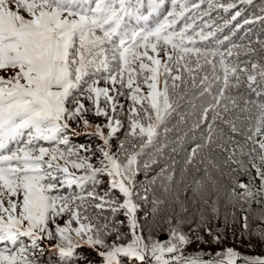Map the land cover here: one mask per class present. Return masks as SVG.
Here are the masks:
<instances>
[{"label":"snow or ice","instance_id":"6c2138e0","mask_svg":"<svg viewBox=\"0 0 264 264\" xmlns=\"http://www.w3.org/2000/svg\"><path fill=\"white\" fill-rule=\"evenodd\" d=\"M162 3L163 0H148L145 15L141 11L145 7L142 0H0V73H3L0 74V245H3L0 264H40L37 253L44 251L40 242L54 238L57 243L53 250L58 251L60 264H72L75 249L82 243L96 251L101 264H120L122 255L134 257L141 264H147L149 258L155 264H237L239 259H243V264H264V258H241L232 248L208 260L202 258L203 253L185 257L182 246L192 240L177 230L170 232L172 239L167 244L151 238L146 241L136 231L138 206L133 201V165L137 154L127 155L126 160L121 161L110 151L109 141L123 127L122 121L115 118L117 110L124 109L117 97L126 96L131 100L128 134L139 136L146 146L156 136V129L163 120L162 113L172 108L168 95L169 78L173 81L172 87L181 79L173 74L174 71L186 68L191 74L192 69L188 66L193 56L197 68L201 67L200 59L203 58L215 71L218 56L223 75L217 79L222 82V87L218 95L213 96L215 103L204 110L202 119L207 121L209 112L223 99H230L239 107L236 99L225 96L230 76L236 80L237 86L239 84L238 68L226 62L224 53L196 47L194 36L188 35L193 25L176 28L190 10L188 0H173L172 10L162 20L149 25V18L159 13ZM239 15L240 12H236L233 19ZM133 18L144 24L132 27L130 21ZM196 35L206 40L213 33ZM109 49L116 61L115 67L110 65L106 55ZM252 68L259 69L264 83V66L253 64ZM100 79L112 87H98ZM248 80L254 84L256 76L249 75ZM161 82L162 90L158 88ZM142 84L147 85L145 93H142ZM124 89L128 90L127 95ZM112 92L115 96L110 94ZM101 97L103 108L100 106ZM81 98L92 103L95 115L108 120L105 127L110 131L107 135L100 125L95 126L96 133L103 140V146L98 149L102 154L100 168H95L89 157H79L72 149H68V156H76V160L65 158L58 146L46 148L39 145L41 140L67 145L68 139L62 133L70 128V121H82L85 127L90 126L83 117L89 109ZM244 104L251 105L244 111L256 110L255 127L248 129L251 134L247 139L254 144L253 153L257 150L256 145L260 150L261 163H253L252 167L261 180L259 190L264 192V139H254L264 136V96L259 102L245 100ZM218 116L216 112L211 117L213 122ZM26 130L27 142L11 149L9 145L18 142ZM208 130L207 142L211 143V125ZM233 131H236L234 126ZM120 147L123 149L124 144L121 143ZM201 147L197 144L192 149L189 163ZM58 159H63L65 165L71 163L74 169L84 170V175L70 172L67 166L57 162ZM99 172L111 177V189H118L124 200L119 203L110 193L98 196L90 192L88 196L100 201L95 204L98 209L103 210L107 205L113 214L123 210L129 217L132 230L130 242L119 243L125 240V236L115 226L110 228L99 221L93 223L94 218L86 214V208L82 215L80 209L84 197L65 196L60 192L62 187L72 185L83 188L84 183L94 180ZM237 188L242 192L237 193ZM232 195L246 200L255 193L248 184L237 183ZM74 203L75 210L72 208ZM65 212L71 218L61 226L57 218ZM261 219L264 221V217ZM73 220L78 227H71ZM243 220V228L247 231L248 217L244 216ZM113 234L115 239L109 243L107 238ZM208 234L213 236L211 229ZM260 234L264 237V229ZM24 237L29 239V244L23 242ZM213 240L219 243L221 236L216 234Z\"/></svg>","mask_w":264,"mask_h":264},{"label":"trees","instance_id":"16d2710c","mask_svg":"<svg viewBox=\"0 0 264 264\" xmlns=\"http://www.w3.org/2000/svg\"><path fill=\"white\" fill-rule=\"evenodd\" d=\"M212 19L215 21H211V26L218 24L221 20L218 14L212 16ZM221 25L222 22L213 31L217 39L213 40V43L209 42V37L201 40V48L215 49L224 53L226 62L238 68L239 84L237 86L236 80L230 76L229 88L225 96L236 99L239 107L234 106L230 99H223L220 100L218 107L209 112L207 121L202 119L204 110L215 103L213 96L218 95L222 87V82L217 79L223 75L218 56L215 58L217 65L215 71L211 65L205 63L203 58L200 59L201 67L197 68L195 56L188 66L192 69L191 74L186 68L178 72L174 71L173 74L181 76V79L176 80L174 82L176 86L172 87L173 81L169 78L168 95L169 100L173 99V107L167 113H162L163 120L156 129V136L152 142H156L158 148L144 147L141 151L134 150L132 153L137 154L133 165L135 169L133 201L138 206L139 214L143 212L144 216L147 215L145 223L141 218L140 232L146 241L149 238L158 241L163 233L168 234L171 240L170 232L175 229L192 240L190 244L182 246L185 257L195 256L198 253L216 257L218 252L226 250L225 246H231L230 248L238 252L241 258H264V237L260 234V230L264 229V221L261 219L264 217V192L259 190L261 180L255 168L252 167L253 163L257 165L261 163L260 150L256 145L257 150L253 153L251 150L254 144L247 139V136L251 134L248 129L255 127L256 110L254 108L251 112L243 110L245 107L251 108V105L244 104L245 100L259 102L264 96V83L261 81L259 69L252 68L253 64L261 66L264 64L255 54L257 35L252 28H249L251 25L248 21L231 22L230 32H227V29L220 30ZM192 28L189 29L188 35L196 38L199 36L196 33H201L200 29L192 30ZM216 41L227 42L219 50ZM236 50L247 55L244 65L240 64V59L231 58L228 55L229 51ZM106 55L107 57L112 55L110 49ZM239 69H247V71H239ZM249 75L256 76V83L252 84L248 80ZM205 76L208 80H203ZM126 77L127 74L125 79ZM162 80L163 77H161ZM250 84L251 87H249ZM141 88L142 93L148 91L146 84H142ZM158 88L163 89L162 82L158 84ZM184 91L189 92L182 98H176ZM124 106H132L131 100L125 97ZM88 108H90L89 105ZM216 112L219 116L213 122L211 117ZM249 116L252 118L249 119ZM73 124L78 126V122ZM209 125L212 126L211 143L207 142ZM233 126L236 131H233ZM262 137L264 136L254 137V139ZM131 138L135 142H144L139 136H131ZM129 141L128 138L120 139L119 143L120 145L123 143L124 148L120 153L115 154L119 157L125 156L126 144ZM197 144L202 147L197 149V154L189 163L192 149ZM88 145L94 146L92 143ZM214 178L227 183L225 191L205 195L197 200L201 194L209 192L205 189L206 183L213 181ZM237 183L248 184L255 195L246 200L234 197L232 189ZM239 192L242 190L237 188V193ZM117 216L118 214H113L112 220ZM244 216L248 217L247 231L243 228ZM96 221H99L101 225L106 222L105 219L94 218L93 222L96 223ZM108 226L110 228L115 226L121 234H124L125 240L119 243L130 242L131 233L126 229L122 218L118 219V224L113 222ZM208 229L212 230L213 236L216 234L221 236L219 243L214 242L213 236L208 234ZM107 239L111 243L115 239V234ZM168 241L163 243L167 244ZM83 254L85 255L84 252ZM98 263L99 258L92 254L88 264ZM120 264H141V262L133 261L128 257Z\"/></svg>","mask_w":264,"mask_h":264},{"label":"rangeland","instance_id":"374dc122","mask_svg":"<svg viewBox=\"0 0 264 264\" xmlns=\"http://www.w3.org/2000/svg\"><path fill=\"white\" fill-rule=\"evenodd\" d=\"M143 3L148 2V0H142ZM183 2V0H181ZM202 3V4H200ZM148 4V3H147ZM200 4V5H199ZM229 4H234L235 7L228 8L227 6ZM192 5H198V7H192ZM211 5V7H210ZM220 5H223L224 7H220ZM205 7V8H203ZM188 8L190 9L188 12L185 13L184 21L181 24H178L180 28H182L184 25H193L195 28H199V32H202L203 35L207 36L209 32L213 33V31L216 29V27L219 25V23L222 22V27L220 30H226L227 32H230V29L232 28L231 22L235 21V23H239L240 21H248L250 23V29L252 28L254 33L257 35L256 42H255V54L258 56L259 60L264 64V1L261 0H251L249 3L248 0H188ZM227 9V10H225ZM179 11V9H177ZM147 12V11H146ZM236 12H240L239 16H236L235 19H233V16H235ZM215 14H218L221 20L218 24H214L211 26V21H215L212 19V16ZM212 19V20H211ZM228 36V33H227ZM209 42L213 43V40H216L217 38L215 35L208 36ZM195 41L197 42V47H202L201 39L199 36L195 38ZM217 42V41H216ZM218 41L217 48L220 50L223 48V44H225L227 41ZM220 44V45H219ZM230 52V51H229ZM228 52V53H229ZM107 54V52H106ZM232 55H230L231 58H237L240 59L241 65H244L246 62L247 55L243 52L239 51H233L231 52ZM112 59V55L108 57V60ZM147 62V61H146ZM110 65L113 67L116 66V61L114 63V60H109ZM3 74V73H0ZM143 75V74H142ZM186 79V78H185ZM188 80V79H187ZM186 80V82H187ZM98 87H109L111 88L110 83H105L103 79L99 80ZM116 87H120L119 84L116 85ZM174 92V91H173ZM189 91H184L182 94L177 96L176 98H182L184 94L188 93ZM126 95L128 91H125ZM115 96V93H110ZM126 96H119L117 97L119 104L124 105ZM129 99V98H128ZM82 103H84L85 107L89 109V111L83 113V117L89 121L88 127H85L82 121L78 122V126H75L72 121H70V128L64 130L62 135L68 139V144H59L57 145L55 142H49V141H39V145L46 147V148H52V147H59L62 152L65 154V158L69 160H76V156H68V149H72L75 153L78 154L79 157H89L90 163L94 165L95 168H100L99 161L102 159V154L98 150L100 147L103 146V140L100 138V136L96 133L95 126L100 125L103 128V131L105 135L108 134L110 131L105 125L108 123V120L104 116H97L95 115V109L92 103L86 99L81 98ZM171 104L173 103V99H170ZM147 103V101H145ZM88 105L90 108H88ZM71 106V105H69ZM100 106L103 108L105 107L103 97H101ZM131 106H124L123 111L120 109L117 110V113L115 115V118L120 119L123 123V127L120 128L111 138L109 141L111 148L110 151L112 153H120L121 147H120V139H129L130 141L126 144V155L119 157L121 161L126 160L127 155H131L134 150L141 151L144 147L146 148H158L156 142H152L150 144L144 145V142H135L132 140L129 133V120H128V109ZM173 107V105H172ZM92 109V111H91ZM93 113V116H92ZM111 115V113H110ZM154 115V114H153ZM27 132V130L25 131ZM264 139V137L260 138ZM26 140H28L26 138ZM96 140V141H95ZM96 142V143H95ZM88 143L94 144V146L88 145ZM45 159H48L45 157ZM61 166H67L69 168L70 172H74L76 175H84V170H77L72 168L71 163L65 165V161L63 159H58L57 161ZM57 176H62V173H55ZM101 176V177H99ZM213 181L206 183V190L209 192L206 194H201L197 200H200L201 197L209 194H216V193H223L226 189V182L221 181L219 178L212 179ZM111 177L108 176L105 172H99L96 174V177L94 180H88L84 183L83 188H81L79 185H72L71 187H62L60 189V192L65 196H82L84 197V203L83 207L80 209L81 214L84 213V209H87V215L92 216V218H100L105 219L108 225L113 224V222H117L118 219L122 218L123 223L128 229V231L131 233L132 230L129 227V217H127L123 210L115 213L114 215L118 216L116 219L112 220L113 213L110 211L109 207L105 205V208L103 210L98 209L95 207V204L99 203V200L90 199L88 194L90 192H94L98 196H103L104 193H110V196L115 199L117 202L122 203L124 200V197L122 193L119 192L118 189H111ZM169 186V185H168ZM167 187V186H166ZM116 192V193H115ZM213 199V198H212ZM79 203V201H77ZM73 210L76 209V204L74 203L72 205ZM142 216V217H141ZM69 213L65 212L61 217L57 218V223H59L61 226L65 224V221L70 219ZM141 218L144 219V223L147 220V215L141 213L139 214V211L137 209L136 212V221H137V233L140 234L141 232ZM94 223V222H93ZM122 223V222H121ZM54 229V226H52ZM72 228L78 227V224L73 220V223L71 225ZM123 232H126L123 230ZM55 235V233H54ZM167 235V240H160L161 236ZM23 242L25 244H29L30 241L27 237L22 238ZM170 239V236L166 233H163L159 236L158 241L161 243L168 241ZM57 243V239L53 240H44L40 242V247L44 249L43 253H37V257L40 260V264H60V256L58 251H54V245ZM231 246H225V248H230ZM3 248V245H0V249ZM90 251V253L88 251ZM85 253V255L83 254ZM223 252V251H222ZM219 253V252H218ZM94 254L95 257L99 258L96 251L88 246L87 244H81V246L77 247L75 249L74 257L72 260V264H88L90 256ZM83 255V256H82ZM82 256V257H81ZM128 257L121 256L120 262L126 260ZM133 261H137L138 259L134 257H130ZM165 258H168L166 255ZM204 260H208L209 258H216L213 255H205L202 257ZM243 259L237 260V264H241ZM139 263V262H138ZM101 264V260L99 258V263ZM147 264H155L151 258H149ZM243 264V263H242Z\"/></svg>","mask_w":264,"mask_h":264},{"label":"water","instance_id":"95a60500","mask_svg":"<svg viewBox=\"0 0 264 264\" xmlns=\"http://www.w3.org/2000/svg\"><path fill=\"white\" fill-rule=\"evenodd\" d=\"M167 238H168V236L167 235H163V236H161V238H160V240H167ZM239 261V260H238Z\"/></svg>","mask_w":264,"mask_h":264}]
</instances>
